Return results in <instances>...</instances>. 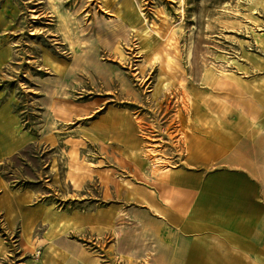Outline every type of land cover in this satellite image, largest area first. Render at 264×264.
I'll list each match as a JSON object with an SVG mask.
<instances>
[{
	"label": "rangeland",
	"instance_id": "rangeland-1",
	"mask_svg": "<svg viewBox=\"0 0 264 264\" xmlns=\"http://www.w3.org/2000/svg\"><path fill=\"white\" fill-rule=\"evenodd\" d=\"M211 153L264 173V0H0V264L118 262L122 184Z\"/></svg>",
	"mask_w": 264,
	"mask_h": 264
},
{
	"label": "crops",
	"instance_id": "crops-1",
	"mask_svg": "<svg viewBox=\"0 0 264 264\" xmlns=\"http://www.w3.org/2000/svg\"><path fill=\"white\" fill-rule=\"evenodd\" d=\"M199 155L155 160L153 175L122 184L114 264H264V173ZM117 217L108 214L107 228Z\"/></svg>",
	"mask_w": 264,
	"mask_h": 264
}]
</instances>
